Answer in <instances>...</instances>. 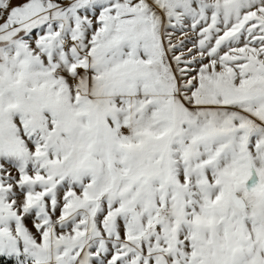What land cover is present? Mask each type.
<instances>
[{
    "label": "snow or ice",
    "instance_id": "obj_1",
    "mask_svg": "<svg viewBox=\"0 0 264 264\" xmlns=\"http://www.w3.org/2000/svg\"><path fill=\"white\" fill-rule=\"evenodd\" d=\"M0 264H264V0H0Z\"/></svg>",
    "mask_w": 264,
    "mask_h": 264
}]
</instances>
